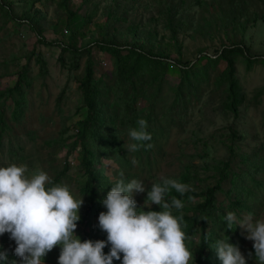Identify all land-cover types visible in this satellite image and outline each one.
Here are the masks:
<instances>
[{
  "label": "rangeland",
  "instance_id": "obj_1",
  "mask_svg": "<svg viewBox=\"0 0 264 264\" xmlns=\"http://www.w3.org/2000/svg\"><path fill=\"white\" fill-rule=\"evenodd\" d=\"M220 1L225 8L221 12H224L225 16L227 14V17L231 16L229 7H245L244 18L251 19L247 21L246 29L237 26V22H230L224 27V32L222 27L217 28L212 23L211 13L207 9L211 0H184L179 11L182 20L188 25L178 33L182 43L183 62L198 56L201 48L215 53V49L222 43L228 44L230 39L241 40L251 55H264V20L252 19L253 11L258 16L263 11L264 0ZM117 3L115 12L122 13L124 17L120 20L111 18V26L113 24L122 30L132 22H139L147 28H156L159 35L166 32L162 26V17L156 12L159 7L156 0H117ZM33 4V9L38 8L43 14L39 26L45 41L67 42L69 28H81L72 41V44L79 46L86 42L89 35H98L99 28L104 25L110 0H69L68 7L75 12L71 19H67V8L62 0H35ZM27 6L26 0H12L15 16L18 18ZM91 10L93 16L90 22L83 24L85 14ZM241 10L243 9L238 11ZM206 20L211 24H206ZM207 30L210 33H206ZM164 44L171 50V42L167 37ZM92 55L95 77L102 71L110 74L113 57L107 52H98L95 47L92 48ZM37 56L44 60L45 72L40 71ZM27 58L31 82L26 86L23 114L15 117L12 98L0 96L1 118L4 124L0 136V166L13 162L23 164L27 166L29 175L39 168L53 179L67 163L68 170L55 184H66L75 198H83L79 209L81 216L87 204L86 195L79 188L84 174L80 167V145L76 144L71 148V142L75 139L76 122L86 114L83 95L78 86V78L83 72L86 57L79 56L78 65L74 67L68 51L61 53L55 44L39 43L35 33L26 24L16 19H7L0 8V89L15 82L16 71L22 69ZM223 67V62L210 67L209 77L201 83L197 96H191L185 108L179 105L174 109H184L180 120L172 113L167 118L157 117L156 121L152 122V126L157 129L150 151H127V145L133 142L129 139V130L122 136L125 157L129 163L124 161L116 149L101 151L97 168H100L106 177L105 189L110 191L112 185L121 179V172L126 183L137 179L143 181L147 188L153 181L160 180L161 176L175 179L184 164H188L192 177L186 184L199 190L215 181L217 172L213 165L219 160H226L229 171L222 181V190L217 193V202L222 212H235L239 218L251 214L256 219H264V63L254 62L248 67L242 57L238 59L237 76L244 99L237 117L225 109L222 99L223 84L215 83L217 74ZM166 78L168 85L177 81L174 76L167 75ZM162 91L163 98L157 103L159 113V105H166L172 95L171 91H166V85ZM136 105L138 108L148 107V98L138 97ZM233 132L236 137L230 136ZM60 138H65L63 144L60 143ZM243 154H247V157L243 158ZM134 160L136 163H133ZM231 171L236 173L235 189L238 186L251 189L249 193L241 190L237 194L238 198L243 199L241 207L230 205L236 193L230 181V177H233ZM146 195L147 191L133 193L137 207H141L138 210L143 209ZM154 208L160 209L158 205L153 204L151 209ZM99 214L93 215L92 220L98 222ZM206 230L213 231L216 241L229 238V242L237 245L246 258L250 251L253 252V258L248 259L247 264H256L253 242L245 238L246 233L239 226L235 228L233 225V229L228 233L220 219L211 217L207 220ZM86 232L97 236L95 231L85 224H80L75 229V235L80 239ZM185 242L195 256L199 233L186 237ZM15 247V241L9 238L8 233L0 236V252H6L8 257L6 264H22L20 258L14 254ZM59 254L60 246H56L44 257V264H58ZM113 264H121V261L114 260ZM204 264H222L214 247Z\"/></svg>",
  "mask_w": 264,
  "mask_h": 264
},
{
  "label": "trees",
  "instance_id": "obj_2",
  "mask_svg": "<svg viewBox=\"0 0 264 264\" xmlns=\"http://www.w3.org/2000/svg\"><path fill=\"white\" fill-rule=\"evenodd\" d=\"M34 1L26 0L28 3L27 9H24L18 18L15 16L12 0H0L1 12L9 20L16 19L26 24L35 33L39 43L55 44L60 48L61 53L68 51L74 67L78 65L79 56L86 57L83 72L78 78V86L83 95V105L86 108V114L76 122L75 139L71 142V148H74L76 144L80 145V167H82L84 178L79 188L87 199L86 209L80 216L77 226L85 224L95 231V234L101 237L102 240H107V233L99 228L98 222L92 220L93 215L107 211L101 203L109 191L105 189L104 179L106 177L101 169L97 168L101 151L116 149V151L121 153L124 161L129 163L125 157V149L122 144V136L126 131L137 127L139 119H145L148 124L147 131L151 134L152 139L144 143L152 145L157 129L156 126H152V122L156 121L157 117L167 118L172 113L173 116H177V120H180L183 117L184 109H174H177L179 105H183L185 108L189 98L197 96L201 83L209 77V68L217 66L220 62L224 63V67L218 72L215 83L223 84L222 99L225 109L230 111L234 117H237L240 105L244 99L242 87L237 76V61L242 57L246 65L250 67L254 62L264 63V55H251L248 47L241 40L234 41L230 39L228 44L222 43L220 47L215 49V53L201 48L198 56L183 62L181 60L182 43L178 33L180 29L186 28L188 25L187 22L182 20V14L179 11L184 0H156L159 5L156 12L159 17H162V26L166 31L160 35L156 28H147L146 25H142L139 22H132L122 30H119L113 24L111 26L109 22L111 18L120 20L124 16L122 13L115 12L118 4L117 0H110V4L107 5L104 25L99 28L97 36L91 34L86 39V42L76 46L72 44V41L81 28L75 30L69 28L70 33L67 37V42L62 40L47 42L44 39L42 28L39 26L40 17L43 14L38 8L33 9ZM85 1L87 0H83V2ZM68 2L69 0H62L63 5L67 8V19H71L75 12L68 7ZM207 9L211 13L212 23L217 28L222 27L221 29L224 32V27L230 22H237V26L246 29L247 21L251 20L248 17L244 18L245 7L243 6H237V9L236 6L233 9L229 7L231 16L227 17V14L225 16L224 12H221L225 8L220 0H211L207 5ZM240 9L243 10L238 11ZM250 14H252V11ZM92 16V10L85 14L83 24L90 22ZM258 18L264 20V9L259 16L253 11V21ZM206 24L210 25L211 23L206 20ZM199 31L204 32L202 29H199ZM205 32L210 33L209 30ZM166 37L171 42V50L164 44ZM93 47L98 52H107L113 57L110 74L102 71L97 78L95 77ZM61 59L63 61V58ZM28 60L29 58H27L22 69L16 71L17 79L15 82L0 89V96L5 95L12 98V102L15 104V117H20L23 114L26 102V86L30 85L31 82L28 74ZM37 61L40 71L45 72L44 60L37 56ZM167 75L176 77L177 81L168 85ZM164 85H166V91H171L172 95L166 105H159L161 109L159 113L157 103L163 98L162 90ZM141 96L148 98V107H137L136 99ZM1 115L2 109L0 108V136L4 126ZM165 123L169 124L168 122ZM230 136L236 137V134L233 132L230 133ZM64 142L65 138H60V143L63 144ZM150 149L142 147L139 150L147 152ZM246 155L243 154V158H246ZM213 166L216 168L217 177L212 183L205 185L199 190L190 188L191 190L183 196L174 189L169 194L184 202V208L179 211L173 209L172 214L179 217L181 212L183 213V224L187 225L183 228L186 237L199 233L195 256L189 264H204L213 250V243L216 240L213 236V231L206 230L207 220L211 217L214 219L218 218L226 227L224 222L226 214L222 212L221 207L218 205L217 193L222 190V181L229 171L228 161L219 160ZM67 170L68 164L65 163L63 168L51 179L52 184H55ZM231 174L233 177H230V181L232 188L235 189L236 182L234 183V179L236 173L231 171ZM190 177L192 175L189 172V166L184 164L183 169L175 179L186 184ZM156 182H160V180H155L152 183ZM151 184L147 188L150 189ZM235 190V197L231 200L230 205L241 207L243 199L238 198L237 194L241 190L249 193L251 189L247 186H238ZM194 199L197 200L191 203ZM151 210L160 211L157 208ZM230 230L227 229V232L230 233ZM97 236L86 232L82 236L81 241L86 239L100 240ZM109 250L110 245L105 247V254ZM6 263L0 262V264Z\"/></svg>",
  "mask_w": 264,
  "mask_h": 264
},
{
  "label": "clouds",
  "instance_id": "obj_3",
  "mask_svg": "<svg viewBox=\"0 0 264 264\" xmlns=\"http://www.w3.org/2000/svg\"><path fill=\"white\" fill-rule=\"evenodd\" d=\"M147 127V121L141 118L137 127L129 129L133 142L127 145V151L152 147L144 143L152 139ZM123 175L121 172V179L101 201L107 211L99 214L98 226L107 233V240L81 241L75 229L83 198H75L66 184H52L42 169L29 175L23 164L0 166V236L8 233L15 241L14 254L22 264H44V257L56 246H60L58 264H113L114 260L121 264H189L194 255L185 242L183 213L179 217L172 214V209L179 211L185 205L169 194L174 189L183 196L190 186L161 176L160 182L152 183L149 189L137 179L126 183ZM145 191L143 209L138 210L141 207H137L133 193ZM153 204L160 211L151 210ZM224 222L227 229L235 225L245 231V238L253 242L256 264H264V219L251 214L239 218L229 211ZM108 245L110 250L105 254ZM213 247L222 264H247L253 258V252L246 258L229 238L217 239ZM7 259V253L0 252V262Z\"/></svg>",
  "mask_w": 264,
  "mask_h": 264
}]
</instances>
